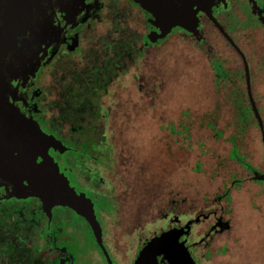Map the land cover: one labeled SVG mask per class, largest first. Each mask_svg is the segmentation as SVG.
<instances>
[{
  "label": "flooded vegetation",
  "instance_id": "af4514ba",
  "mask_svg": "<svg viewBox=\"0 0 264 264\" xmlns=\"http://www.w3.org/2000/svg\"><path fill=\"white\" fill-rule=\"evenodd\" d=\"M65 2L47 3L49 24L33 47V66L7 77L8 97L66 147L49 148V154L92 200L112 263L133 264L147 240L180 228L178 242L194 264H264V0H214L211 11L198 12L193 32L174 27L156 42L148 40L159 32L150 15L132 0ZM177 43L198 58L213 83L215 107L198 126L229 147L219 159L221 185L212 197L170 196L155 211L126 200H134L123 172L129 145L115 120L130 102L140 114L157 117L167 144L189 146V111L177 128L164 120L157 98L165 75L158 59ZM221 128H232L227 139ZM144 166L137 170L142 183ZM140 187L141 193L153 190ZM252 189L262 198L233 200V191ZM16 193L0 177V264H108L90 225L74 210ZM169 253L163 250L152 264H171Z\"/></svg>",
  "mask_w": 264,
  "mask_h": 264
},
{
  "label": "water",
  "instance_id": "95a60500",
  "mask_svg": "<svg viewBox=\"0 0 264 264\" xmlns=\"http://www.w3.org/2000/svg\"><path fill=\"white\" fill-rule=\"evenodd\" d=\"M151 17L159 32L148 35L150 42L163 40L174 27L193 32L198 12L211 11L214 0H132ZM51 0H0V177L13 183L17 197L34 196L50 207L66 206L83 217L93 230L98 250L113 264L102 242V228L92 200L77 189L49 154V148L66 147L46 134L31 117L24 116L9 100L11 77L33 66V47L48 28L47 3ZM59 6L65 0H56ZM258 115V114H257ZM173 228L147 240L133 264H152L163 250L171 251V264H194L187 249L178 242ZM168 240L170 244L160 246Z\"/></svg>",
  "mask_w": 264,
  "mask_h": 264
},
{
  "label": "rangeland",
  "instance_id": "374dc122",
  "mask_svg": "<svg viewBox=\"0 0 264 264\" xmlns=\"http://www.w3.org/2000/svg\"><path fill=\"white\" fill-rule=\"evenodd\" d=\"M180 47L178 43L175 44L173 51L162 52L161 58L158 59L161 72L165 75L164 80L162 79L163 88L157 98L162 105L164 120L174 122L177 128L180 126L179 120H185L183 111H189V119L193 121L189 128V146L186 147L181 140L167 144L165 130H158L154 124L153 119L157 117H150L148 111L141 112V115L137 112L138 107H134L130 102L118 112L115 120L116 125L122 126L119 129L124 128V136L127 137L129 145V150L125 149L123 156L125 157L126 153L129 155L130 165L128 169L124 167L122 170L134 195V200L130 196L129 199L125 198L132 206L144 203L157 211V203H166L170 196L180 198L187 195L196 199L205 194L212 197L221 185V179L217 176L218 163L229 144L222 138L213 137L210 129L198 126L215 107L213 83L211 77L206 75V69L198 63V58L186 54ZM128 94L137 98L132 90ZM230 117V112L224 114L225 120ZM221 130L226 139L232 132V128ZM143 164L145 183H142L141 175L137 172ZM143 184L146 189L153 190L141 193L140 186ZM154 190L160 191V195L155 196ZM232 196L238 203L262 198L254 196L253 189L233 191Z\"/></svg>",
  "mask_w": 264,
  "mask_h": 264
}]
</instances>
